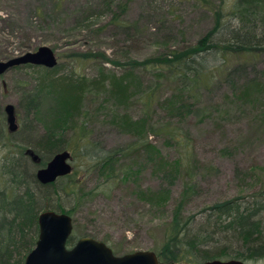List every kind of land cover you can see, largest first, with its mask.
I'll use <instances>...</instances> for the list:
<instances>
[{
	"label": "rangeland",
	"instance_id": "1",
	"mask_svg": "<svg viewBox=\"0 0 264 264\" xmlns=\"http://www.w3.org/2000/svg\"><path fill=\"white\" fill-rule=\"evenodd\" d=\"M112 1L107 9L104 0H0V62L48 46L58 57L62 67L60 75L74 71L91 80L98 79L102 69L108 76H122L133 68L134 89L126 108L108 103L99 108L103 102H113L107 97L108 88L90 87L92 95L86 97L83 107L86 115L78 121L79 128L84 127L89 133L88 147L83 148L88 156L76 157L77 161L72 162L79 184L74 191L90 192L99 183L96 176L88 175V161L130 143L131 137L114 126L115 113L127 112L136 121L147 119L151 125L168 126L183 141L186 139L188 151L187 146L168 141L164 135L151 133L149 136L166 162L183 161L181 175L172 173L177 176L170 182L169 168L167 172L164 167L159 171L150 165L141 170L137 181L110 182L111 188L106 187L104 194L87 197L80 203L72 190L63 189L67 179L62 178L53 188L59 195L49 204L54 211H58L57 204H60L62 209L73 212L75 236L111 238L117 243L115 250L119 254L157 253L165 243L166 227L172 221L173 210L188 179L189 175L184 172L187 164L199 183L184 211L186 218L195 216L198 220L193 232L205 222L208 207L240 196L248 197L252 190L263 187L264 53L247 62L233 59L222 71L218 70L211 84L193 93L196 98L185 97L197 105L191 113L184 117L169 116L158 106L159 101L182 91L189 95L188 88L169 79L168 74L158 77L150 64L146 65L148 68L139 64L196 45L214 29L216 11L221 9L226 14L224 20H228L234 0ZM121 3L127 6L126 12L118 8ZM226 30H221L218 38L227 36ZM90 55L92 59L86 60ZM210 61L213 66L222 64ZM38 75L36 68L17 67L0 78V113L6 131L5 106L16 107L21 129L24 124L18 106L25 92L35 87ZM157 83L160 88L155 91L154 104L145 106L147 94ZM247 86L252 88L244 96L242 91ZM32 124L38 134L43 133L41 125ZM22 133L19 130L16 138L23 137ZM10 149L14 151L11 144L0 142V161ZM139 190L168 191L170 198L163 209H158L136 196ZM235 250L236 247L231 252ZM259 264H264V259Z\"/></svg>",
	"mask_w": 264,
	"mask_h": 264
},
{
	"label": "trees",
	"instance_id": "2",
	"mask_svg": "<svg viewBox=\"0 0 264 264\" xmlns=\"http://www.w3.org/2000/svg\"><path fill=\"white\" fill-rule=\"evenodd\" d=\"M112 4V0H104L107 9H110ZM118 8L122 12L127 10V6L122 3ZM214 15L216 16L214 29L196 45L139 64L143 67L150 64L158 77L164 78L165 74H168L169 79L188 88L189 95H184L182 91L179 95L159 101L158 106L169 116L184 117L191 113L197 105L185 99L196 98L193 93L211 84L216 73L220 72L218 70L222 71L233 59L238 58L247 62L264 53V0H234L227 21L224 20L226 14L221 9ZM225 28L228 31L227 36L223 34L218 38L221 30ZM91 59V55L86 58L89 61ZM211 59L221 61L222 64L213 66L210 64ZM22 67L36 68L39 75L35 87L25 92L18 106L24 124L19 129L21 133L23 132V137L16 138L19 130L11 134L8 126L6 131L2 120L3 114L0 113V142L14 147V151L10 149L0 161V264H24L39 239L40 215L44 211H54L50 209L52 204L49 203H52L53 197L59 195L57 189L53 188L61 179L51 185H43L36 179L37 171L45 167L61 151L71 149L69 152L73 155L74 161H77L76 157L88 156L83 148L88 147L89 133H86L84 127L79 128L78 121L80 117L86 115L83 107L86 97L92 95L90 87L95 86L98 90L102 87L108 88L107 97L113 102L101 103L99 108L102 109L106 103L115 105L116 108H126L131 102L130 96L134 89L133 68L124 72L122 76L115 74L108 76L102 69L98 79L89 80L74 71L60 75L62 67L59 64L54 69L31 65ZM235 70L233 71L236 72ZM159 88L160 84L157 83L156 88L147 94L145 106L151 107L154 104L155 91ZM250 88L252 87L247 86L242 91L244 96L249 94ZM261 98L264 102V95ZM29 120L30 123H27ZM113 120L114 126L128 134L131 141L125 147L88 161V175L96 176L99 180L94 190L74 191L79 185L74 177L78 173L77 169L72 175L64 177L67 179V186H63V189L72 190L77 195L78 203L85 201L87 197L93 198L104 194L106 187L111 188L110 182L137 181L141 170L147 166L152 165L159 171L164 167L166 172L169 168L170 182L177 176L172 173L181 175L180 171L185 167L181 160H176L172 164L166 162L161 151L149 141L151 133L157 136L164 135L168 137L166 139L168 141L173 140L183 147L187 146L188 151L189 143L186 139L183 141L175 130L165 125L159 127L151 125L147 119L136 121L127 112L121 115L115 113ZM33 122L43 127L42 134L36 132ZM71 131L74 133L73 136H70ZM29 149L39 157L38 162H34L33 157L27 154ZM124 161L127 163L123 164ZM191 169L192 167L187 164L184 172L189 176H186L188 179L179 203L173 210L172 221L166 227L165 243L156 253L158 258L172 263H191L194 260L228 261L225 259H238V249L241 245L245 254L263 257L264 185L260 190H252L248 197L240 196L208 207L205 210L207 212L205 222L198 226L197 232H193V226L198 220L195 216L189 218L184 216L186 206L195 196L199 186L189 172ZM136 194L147 204L158 209H163L170 198L169 192L164 190L161 192L139 190ZM57 206L58 211L55 212L73 215L72 211L62 209L60 204ZM234 247L236 250L232 253L231 249Z\"/></svg>",
	"mask_w": 264,
	"mask_h": 264
},
{
	"label": "water",
	"instance_id": "3",
	"mask_svg": "<svg viewBox=\"0 0 264 264\" xmlns=\"http://www.w3.org/2000/svg\"><path fill=\"white\" fill-rule=\"evenodd\" d=\"M58 64V57L55 51L48 47H40L34 53H26L13 60L0 62V78L13 68L24 65L40 66L54 69ZM7 116L8 130L11 134L16 133L18 114L16 107L9 104L4 108ZM27 154L33 157L34 162L39 157L28 150ZM73 155L68 150L61 151L43 168L37 171L36 179L40 184L51 185L58 180L73 174ZM39 239L36 247L28 255L24 264H160L155 252H135L121 258L115 257L113 253L101 242L90 238L81 239L73 250L67 249L66 241L74 230V221L67 213L55 211H44L39 219ZM170 264V263H165ZM205 264H242L235 259L230 261L214 260Z\"/></svg>",
	"mask_w": 264,
	"mask_h": 264
},
{
	"label": "flooded vegetation",
	"instance_id": "4",
	"mask_svg": "<svg viewBox=\"0 0 264 264\" xmlns=\"http://www.w3.org/2000/svg\"><path fill=\"white\" fill-rule=\"evenodd\" d=\"M6 119H7V116H6ZM72 235L67 239L66 241V246H67V249L69 251L73 250L74 248H76V246L78 245V242L81 240V239H87V238H90L96 242H101L103 244L106 245V247L111 251V253H113V255L115 257H118V258H121L123 256H127V255H131L130 253H121L119 254L118 252H116L115 250V246L117 245L116 242L113 243L112 239L109 238V240H106V238L104 237H96V236H93V235H87L85 237H78V236H75V232L74 230L72 231ZM242 246V245H241ZM239 247L238 249V259H235L237 261H239L240 263L242 264H259V261L263 260L264 259V256L263 257H258L257 255H254L253 257L250 256V254H245L244 253V248L243 247ZM160 264H165V263H170V264H205L207 262L205 261H202V260H194L192 261L191 263L187 262V263H182V262H176V263H172V262H169V261H164V260H161V259H158ZM229 261V260H228Z\"/></svg>",
	"mask_w": 264,
	"mask_h": 264
}]
</instances>
